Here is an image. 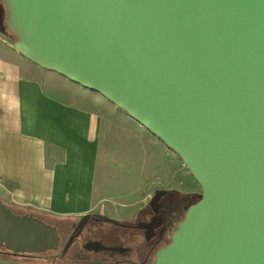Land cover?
I'll list each match as a JSON object with an SVG mask.
<instances>
[{
	"label": "water",
	"instance_id": "1",
	"mask_svg": "<svg viewBox=\"0 0 264 264\" xmlns=\"http://www.w3.org/2000/svg\"><path fill=\"white\" fill-rule=\"evenodd\" d=\"M2 1L22 56L124 111L198 184L152 264H264V0ZM58 245L0 201V247Z\"/></svg>",
	"mask_w": 264,
	"mask_h": 264
},
{
	"label": "crops",
	"instance_id": "2",
	"mask_svg": "<svg viewBox=\"0 0 264 264\" xmlns=\"http://www.w3.org/2000/svg\"><path fill=\"white\" fill-rule=\"evenodd\" d=\"M14 41L0 29L1 198L42 215L74 219L99 213L125 222L161 192H195L198 184L160 140L133 120L123 126L132 143L118 140L114 114L96 110L80 86L27 60ZM135 175L137 183L143 178L140 189L132 187ZM116 207L127 217L116 216Z\"/></svg>",
	"mask_w": 264,
	"mask_h": 264
},
{
	"label": "rangeland",
	"instance_id": "3",
	"mask_svg": "<svg viewBox=\"0 0 264 264\" xmlns=\"http://www.w3.org/2000/svg\"><path fill=\"white\" fill-rule=\"evenodd\" d=\"M5 7L4 2L0 3V12L2 11V8ZM5 14V11H4ZM6 15H7V11H6ZM5 19V18H4ZM7 19L4 20L5 22V26L6 28L9 30V34L11 35L12 39L15 40L16 37L15 35L12 33V31L10 30V28L7 27L6 24ZM1 22V21H0ZM77 85V84H75ZM80 89H82V93L84 94V96H87L89 99V103L95 107L96 110H99L101 112H103L104 114L108 115V114H114V121H112V123L114 124V128L117 130H119V133H116L115 136L117 137L118 140H124V142H127L129 144V142L132 143V133H128V128H126L125 132L127 133L126 136L124 137V133H123V126H127L130 125L132 126V119H129L128 116L124 111L118 109L117 107L113 106L112 104H110L108 101H106L105 99H103L102 97L98 96L97 94L91 93L87 90H84L82 87H80ZM89 104V105H90ZM120 114L121 116L123 115V117H118L117 115ZM116 116V117H115ZM115 137V138H116ZM118 146L121 147L120 143L118 142ZM170 154H172L170 152ZM111 156H112V152H111ZM145 158L144 156H142V159ZM175 157H171V159H173ZM148 159V158H146ZM147 162V161H146ZM146 162L145 160H142V164H141V168L143 169V167L145 166V169L147 171L146 168ZM177 162H180L177 159ZM133 174V172H132ZM136 174L137 176H142L143 177V172L142 170H140L138 168V170H136ZM137 176L135 175L134 179L132 180V185L136 184L135 187L137 188L139 186V189L141 188L140 186H142V182H143V178H141V180L137 183ZM148 177V172L145 173L144 178ZM136 182V183H135ZM195 188V185H193ZM184 189H189L188 187H185ZM191 190V188H190ZM140 192V191H139ZM138 192V193H139ZM189 194V193H186ZM191 194V193H190ZM192 195H194V197H197L201 195V191L199 186L197 185L195 192L192 193ZM132 197H134V195H132ZM131 197V198H132ZM177 198L176 196L173 195H166V198ZM182 202L185 201L184 199L181 200ZM180 201V202H181ZM196 200H193V203L196 202ZM151 202V201H150ZM153 204V203H152ZM191 205V204H190ZM189 205V206H190ZM188 207V206H187ZM187 207L183 208L182 213L186 212ZM117 213L116 216H123V217H127L124 216L125 213L123 212V208L122 207H116ZM156 211L152 212V210L150 211L149 208L147 207H143V208H138L137 212H136V216L134 217V219L132 220V217H130V220L125 221V223H128V225H136L138 227V234L136 239L134 240V244H136V246H139L141 248H138V251H135V255L138 256H143L144 253L148 250L147 249V244H151V234L149 236L148 231H154L156 230L157 234L156 237L159 238L160 233L165 229V220H167L166 218L169 217L171 215L172 212L169 211H163L160 214H158V210L157 208H155ZM131 216L132 214V207L128 208L127 210ZM15 213H18L17 210H14ZM109 215V214H108ZM97 218L96 217H90L89 219H87L86 224L84 226H82L79 231L77 232L76 236H75V243L72 246V248L67 252V255L65 257L71 258L72 255L74 253H77L79 255H82L85 259H92L93 257H95L97 254H89L87 252H84L81 250V244L84 243L85 241H89V240H94V241H99L100 243L106 245V246H111V245H115L117 244V240L112 239L110 237L105 236L106 233H111L112 230H116V228L113 226V224L110 222L112 221L110 218L107 217L106 214H97ZM41 219H43L46 223L50 224V225H55V223H57L58 225L63 224V227H65L64 225L66 224V221L70 222H80V218H74V219H69V218H62V219H58L55 218L53 216H48V215H40L39 216ZM99 218V219H98ZM69 219V220H68ZM154 219V220H159L156 221L154 223H152L150 220ZM65 221V223H63ZM123 223V222H121ZM145 224L147 227L146 228H141L142 224ZM139 224H141V226L139 227ZM67 225V224H66ZM140 229V230H139ZM176 229L175 226H173V228L169 229L166 232V239L164 241H162L161 243L158 244V246L156 248L153 249L152 251V255L150 257V264L151 262H154L155 259V254L158 252V250L162 247H164L165 245H167L170 242V238H171V233ZM64 229H62L60 232L62 234V238H64L63 240H67V232L64 231ZM69 236V235H68ZM148 239V240H147ZM148 241V242H147ZM65 242V241H64ZM65 244V243H64ZM136 246H132V248H135ZM63 250H57V251H49L46 253H41V254H35L31 259H26L28 261H22V262H28L31 264H50L53 261V257L58 259H62L63 262H66V258L65 260L63 259V255H62ZM103 255V254H101ZM59 260V261H60Z\"/></svg>",
	"mask_w": 264,
	"mask_h": 264
},
{
	"label": "flooded vegetation",
	"instance_id": "4",
	"mask_svg": "<svg viewBox=\"0 0 264 264\" xmlns=\"http://www.w3.org/2000/svg\"><path fill=\"white\" fill-rule=\"evenodd\" d=\"M3 1L0 0V3ZM190 194V193H189ZM166 195H173L177 198H166ZM185 195V194H183ZM177 194L175 192L171 191H164L161 192L159 195L156 196L155 201L153 204H149L147 208L152 210V212L156 211L155 208L158 210V214L163 212L164 210L172 212L171 215L168 217V221L165 220V229L160 233L159 238L156 237V230L148 231L149 236L151 234V244H147V251L144 253L143 256L135 255V251H138V248H141L139 246H136L134 244V240L137 237L138 234V227L136 225H128V223H121L117 221H110L113 226L116 228V230H112L111 233H106L105 236L110 237L112 239L117 240V244L106 246L99 241L89 240L82 243L80 246L81 250L84 252H87L89 254H97L92 259H85L82 255H79L77 253H74L71 258L65 257L67 255V252L72 248V246L75 243V236L79 229L86 224L87 219L90 217H98L97 215H88L85 218H80V222H68L66 221V224L63 227V224H56V230L59 235V245L57 250L61 249L63 250L62 255L63 259L66 262H63L62 259H58L56 257H53L52 263L54 264H150V257L153 254L152 251L154 248L158 246L159 243L164 241L167 237L166 232L173 228L178 222L179 215H181V212L185 206L184 201L181 200L184 199V196ZM0 201L4 204H6L12 211L16 210L13 206H11L6 200L0 197ZM181 201V202H180ZM155 208H154V207ZM78 219V218H77ZM99 219V218H98ZM69 220V219H68ZM152 223L159 221V220H150ZM65 223V221L63 222ZM142 224V223H141ZM139 224V227L141 226ZM147 226L145 224H142L141 228H146ZM65 228V232H67L66 235L67 240H63L61 230ZM140 230V229H139ZM148 240V239H147ZM65 241V242H64ZM148 242V241H147ZM65 243V244H64ZM95 245H100L99 249H95ZM132 246H136L135 248H132ZM90 248V249H88ZM55 250V251H57ZM103 254V255H101ZM35 254H27V253H13L9 250H7L5 247H0V264H21L25 263L22 261H27L26 259H31ZM155 256V255H154ZM22 260V261H21ZM60 260V261H59ZM152 263V262H151Z\"/></svg>",
	"mask_w": 264,
	"mask_h": 264
},
{
	"label": "trees",
	"instance_id": "5",
	"mask_svg": "<svg viewBox=\"0 0 264 264\" xmlns=\"http://www.w3.org/2000/svg\"><path fill=\"white\" fill-rule=\"evenodd\" d=\"M4 11H5V14H4ZM7 19V15H6V7H4V8H2V11L0 12V29L1 30H3V31H6V32H9V30L6 28V26H5V22H4V20L5 19ZM16 37V36H15ZM184 196V204H185V208L187 207V206H189L190 204H193V200H198L200 197L199 196H197V197H194V195H192V194H185V195H183ZM195 203V202H194ZM17 211H18V213H25V212H30V213H32L34 216H36V217H39L40 215H42L40 212H31V211H29V210H26V209H16ZM53 217H55V218H58V219H62V218H59V217H56V216H53ZM86 217V216H85ZM85 217H83V218H85ZM183 217H184V212L182 213V215H179V218H178V222L179 221H181L182 219H183ZM40 218V217H39ZM70 220L71 219H73V218H69ZM167 219H168V217H167ZM166 221H168V220H166ZM177 222V223H178ZM56 224L57 223H55V227H56ZM175 227H176V225H175ZM49 252V251H48ZM28 261V260H27ZM24 264H31V263H28V262H25ZM152 264V263H151Z\"/></svg>",
	"mask_w": 264,
	"mask_h": 264
}]
</instances>
